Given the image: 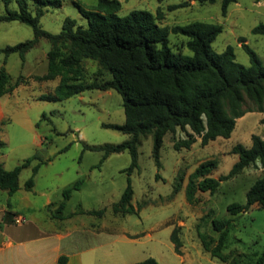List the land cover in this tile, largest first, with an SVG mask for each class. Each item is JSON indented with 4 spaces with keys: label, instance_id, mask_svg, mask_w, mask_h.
I'll return each instance as SVG.
<instances>
[{
    "label": "rangeland",
    "instance_id": "374dc122",
    "mask_svg": "<svg viewBox=\"0 0 264 264\" xmlns=\"http://www.w3.org/2000/svg\"><path fill=\"white\" fill-rule=\"evenodd\" d=\"M29 1L33 8V1ZM74 1L89 8L97 0H60L59 7H46L40 17L43 29L58 33L67 16L74 18L79 25H86V19ZM118 1V16H124L133 9L147 10L157 15L158 24L168 28L192 21L220 24L221 32L210 43L215 52H221L230 45L235 60L248 66L249 56L240 45L242 38L264 64V35L251 31L253 26L264 22V0H235L228 5L224 15L220 0L212 3L194 0ZM180 3L186 4L178 6ZM11 7H16L14 0ZM32 37L30 25L17 20L0 21V48ZM187 40L188 37L181 33L168 32L169 46L173 51L191 55L186 46ZM49 46V42L41 38L35 47L26 52L23 60L16 52L6 58L4 66L11 82L19 74L26 77L27 81L17 85L11 96L2 95L1 102L6 113L0 122V135L5 143L2 152H5L3 158L7 165L34 154L37 158L31 165L38 162L41 165L42 160L48 158L49 161L42 166L46 173L40 185L47 183L45 179L49 175L54 177L59 173L54 178L56 183L51 185H58L52 194L53 201L63 200L62 189L81 179L79 188L72 190L66 199L61 216L73 213L68 225L82 222L89 225V228L105 225L113 232L107 239L94 241V244L100 245L96 255H100L101 259L85 260L84 264H128L148 257L154 258L157 264H230L202 248L196 225L198 223L201 231L217 238L218 233L212 229L211 219L228 216L226 207L229 203L245 202L247 189L263 173L260 163L257 161L221 181L212 194L197 190L196 200L192 204L185 198V185L188 174L203 160L212 159L216 163L210 176L217 178L227 174L237 161V155L230 152L234 144L249 146L252 134L264 138V124L260 122L264 113H244L236 119L229 137H217L206 145H201L198 140L189 148L177 150L173 148V140L185 137V131L177 129L173 134H165L159 150V169L151 154V135H147L142 138L137 149L138 168L128 175L125 169L131 158L127 150L111 153L101 161L102 151L85 148L86 145L115 144L129 137L116 129L103 126L124 122L122 97L116 90L88 89L54 101L36 98L53 89V80L37 81L32 77L46 72L45 54ZM3 60L4 54L0 52V66ZM83 65L87 80L109 76L108 72L98 68L95 61L85 59ZM254 106L245 97L242 107L247 109ZM37 135L41 136L42 145L33 143ZM157 173L159 178H156ZM30 175L31 168H23L19 173L20 183L24 184ZM128 177L133 188L131 202L138 211L123 216L114 214L111 207L120 198ZM80 208L103 209L104 212L101 217L87 212L76 213ZM45 212L42 210L36 216L40 217ZM54 212L51 211V215ZM22 213L25 221L27 213ZM175 225L181 227L183 245L180 255L174 252L170 241V233ZM122 232L128 233L131 238L127 240ZM263 251L264 208L256 204L236 215L224 240L222 252L238 258L239 264H251ZM104 254L112 255L110 261L103 259Z\"/></svg>",
    "mask_w": 264,
    "mask_h": 264
},
{
    "label": "trees",
    "instance_id": "16d2710c",
    "mask_svg": "<svg viewBox=\"0 0 264 264\" xmlns=\"http://www.w3.org/2000/svg\"><path fill=\"white\" fill-rule=\"evenodd\" d=\"M13 0H0V21L17 20L32 27L33 37L13 45L0 48L4 54L0 66V97L9 93L20 83L27 81L19 74L12 83L4 64L10 53L16 52L23 60L28 50L35 47L41 38L49 42L46 51L47 70L40 75H33L37 81L57 78L53 89L40 94L43 100H63L88 89L116 90L122 97L124 122L108 123L104 127L116 129L129 137L119 143L99 146L86 145L85 148L102 151L103 161L109 154L127 150L130 164L125 169L131 174L138 168L137 149L143 137L151 135L152 150L157 169L161 167L159 150L163 137L175 133L177 129L185 131V137L173 140V148H189L199 137L200 144L206 145L217 137L230 136L236 119L248 111L264 113V64L256 53L240 38V45L249 56V65L245 66L235 60L232 46L215 52L210 43L222 26L204 21H192L185 25H174L168 28L156 22L157 15L142 9H133L124 16L116 12L120 8L118 0H97L96 4L86 8L74 1L86 25L77 24L74 18L65 17L58 33L43 29L40 17L46 7H59L60 0H14L16 7H11ZM200 3H212L215 0H194ZM235 0H220L221 12L224 15L227 7ZM259 1V0H256ZM186 3H180L183 6ZM2 8V9H1ZM181 33L188 37L186 46L191 55L173 51L169 46L168 32ZM255 34L264 35V22L251 28ZM95 61L100 70L108 72L107 78H85L83 61ZM245 97L255 105L244 109ZM264 124V116L260 119ZM189 130H188V129ZM251 143L234 144L230 152L238 157L227 174L217 178L210 176L216 163L212 159L201 161L188 174L185 185V198L188 203L195 202L197 190L214 193L223 180L238 174L249 165L259 162L263 173L256 178L245 193V202H232L227 205L228 216L213 217L211 227L218 233L217 238L199 229L197 236L202 248L221 261L239 264V259L222 252L224 240L236 217L251 205L264 208V138L252 134ZM4 143L0 142V146ZM37 156L31 155L22 159L12 169H5L0 162V189L13 194L18 188V177L21 170L31 165ZM40 162L32 164L31 175L24 187L30 190L34 185V175ZM159 178V173L156 174ZM81 179L62 189L61 200L54 217H60L66 199L71 191L78 189ZM133 188L130 178L118 201L111 209L114 214L125 215L137 213L132 203ZM10 206V203L7 204ZM88 214L102 216L104 210H79ZM170 241L176 254H181L183 241L181 227L175 225L170 233ZM65 257L58 259L64 264ZM128 264H157L148 257ZM251 264H264V251Z\"/></svg>",
    "mask_w": 264,
    "mask_h": 264
},
{
    "label": "crops",
    "instance_id": "0c3cea01",
    "mask_svg": "<svg viewBox=\"0 0 264 264\" xmlns=\"http://www.w3.org/2000/svg\"><path fill=\"white\" fill-rule=\"evenodd\" d=\"M52 80L54 81L52 87H54L57 78ZM15 88L16 86L5 95L11 96ZM3 96L0 97V122L6 115L1 102ZM37 114L39 115V113ZM30 124L33 129L32 122ZM1 137L2 134L0 142L4 143ZM198 140H200L199 137H196V141ZM33 143L42 145L41 136L37 135ZM4 156L5 152H2V146H0V162L5 169H12L22 160H16L11 166L6 164ZM48 161V158L42 160L43 163L38 168L34 177V185L30 190L25 189L24 184L20 183L19 177V188L13 194L9 195L7 191L0 189V264H58V259L61 256L65 257L64 264H84L85 260H100L101 256L96 255V250L100 245L94 244V241L107 239L113 234L111 228L105 225L90 228L83 222L68 225L73 213L61 217L51 215V211L55 210L61 200H52V194L58 185L54 187L51 185L56 183L54 178L59 176V173L54 177L49 175L45 179L47 183L40 185L46 173L42 166ZM31 166L28 167L31 168ZM8 203L10 206L7 205ZM251 206H256V204ZM42 210L46 211L45 214L37 217L36 213L39 214ZM22 212L27 213L26 220L15 223L13 221L15 216L24 218ZM76 213L81 212L78 210ZM122 236L127 240L131 238L126 232H122ZM85 253L86 255H83ZM102 256L103 259L110 261L112 255L104 254Z\"/></svg>",
    "mask_w": 264,
    "mask_h": 264
},
{
    "label": "built area",
    "instance_id": "2783aa9c",
    "mask_svg": "<svg viewBox=\"0 0 264 264\" xmlns=\"http://www.w3.org/2000/svg\"><path fill=\"white\" fill-rule=\"evenodd\" d=\"M13 221H14L15 223H21V222L24 221V218H23L22 216H15V217L13 218Z\"/></svg>",
    "mask_w": 264,
    "mask_h": 264
}]
</instances>
